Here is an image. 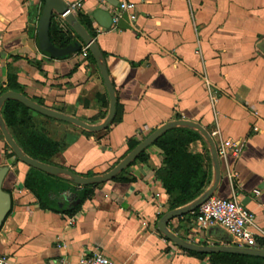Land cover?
I'll return each instance as SVG.
<instances>
[{
	"label": "crops",
	"instance_id": "obj_1",
	"mask_svg": "<svg viewBox=\"0 0 264 264\" xmlns=\"http://www.w3.org/2000/svg\"><path fill=\"white\" fill-rule=\"evenodd\" d=\"M63 1L81 4L75 15L96 35L117 109L109 127L96 133L35 112L45 119L39 130L65 146L52 164L103 175L127 156L129 141L141 143L170 122L198 123L210 135L240 143L239 155L220 159L222 179L214 195L238 197L255 214L254 232L264 234V0H125L135 10L117 23L122 0ZM42 6L43 0H0V97L14 73L27 97L89 125L102 124L110 98L98 62L90 51L83 56L85 44L57 14L53 39L63 43L59 30L70 33L82 50L62 59L45 56L36 40ZM7 147L0 125V168L10 169L5 188L13 196L0 229V256L10 264H79L94 251L114 264H211L158 229L170 209L155 176L164 160L156 146L146 149L147 163L134 162L117 176L130 182L100 184L71 217L39 207L24 186L31 167L8 158ZM191 150L211 155L208 142ZM212 174L210 187L214 165ZM193 220V213L181 216L169 228L198 246L235 247L222 228L196 234Z\"/></svg>",
	"mask_w": 264,
	"mask_h": 264
},
{
	"label": "trees",
	"instance_id": "obj_2",
	"mask_svg": "<svg viewBox=\"0 0 264 264\" xmlns=\"http://www.w3.org/2000/svg\"><path fill=\"white\" fill-rule=\"evenodd\" d=\"M78 20L95 40L96 35L90 29L85 18L80 15ZM53 29L51 26L50 37L56 46L63 48L79 43L70 33L61 30H59V35L63 43L55 41L52 37ZM77 38L79 37L77 36ZM9 91L25 95L22 87L17 83V75L14 73H9L7 85L2 89L1 94ZM34 101L42 105L39 101ZM34 113L31 109L14 100L6 102L1 110L5 126L22 152L43 164L54 166L50 159L65 149V146L54 142L45 132L39 130L31 118ZM197 142L204 144L207 142L198 130L190 127H177L163 134L153 144L162 151L164 157L163 165L156 171L155 176L162 183L169 196L170 211L192 204L206 192L212 183V157L209 152L204 155L194 153L191 146ZM139 144L140 142L135 140L129 141L126 155ZM7 157H14L16 162L20 161L12 151L7 153ZM148 159L149 156L145 150L138 156L135 163H147ZM68 170L77 174L70 169ZM91 176L93 175L83 177ZM113 181L130 182L119 177ZM24 186L35 195L37 204L42 210L71 217L81 209L86 201L91 199L94 195V189L99 185L81 187L75 185L68 176H52L30 168ZM196 213L197 210L193 216ZM204 247L207 248L204 251L188 252L201 259H207L211 264H264V257L228 253L217 247L207 245Z\"/></svg>",
	"mask_w": 264,
	"mask_h": 264
},
{
	"label": "water",
	"instance_id": "obj_3",
	"mask_svg": "<svg viewBox=\"0 0 264 264\" xmlns=\"http://www.w3.org/2000/svg\"><path fill=\"white\" fill-rule=\"evenodd\" d=\"M55 14L61 16L64 19V21L72 28L74 33L80 38L81 42L89 47V51L92 53V55L95 57L96 61L98 62L110 98L109 114L102 124L89 125L79 120L78 118L68 116L61 112L46 108L45 106L38 104L31 98L26 97L25 95H22L14 91H9L4 93L0 97V125L6 144L15 154L16 158H18L21 162L28 165L29 167L37 169L52 176H68L74 182L75 185L82 187V186H90V185H100L113 181L119 174H121L128 167H130L137 160L138 156L142 152H144L146 149L152 146L163 134H165L169 130H172L177 127H190L198 130L206 139L211 149V157L215 172V182L200 198H198L192 204L185 206L183 208H179L167 212L159 220L158 229L168 240H170L171 242H173L174 244L185 250H189V251L206 250L207 248L203 246H198L187 240H184L169 228V223L172 220L181 216L194 213L196 210L199 209V207L203 203H205L208 199L214 196L222 179L221 163L217 153L216 144L213 138L211 137L210 133H208V131L200 124L185 120H178L167 123L162 127H160L159 129L155 130L152 134H150L111 171L103 175H96L91 177H83L78 174H74L68 169L46 165L37 160L30 158L29 156L25 155L22 152L18 144L11 136L10 132L5 126L4 120L1 115V110L3 106L5 105L6 102L10 100L20 102L21 104H23L24 106H26L27 108L31 109L32 111L38 114L73 124L79 128H82L83 130L92 133L106 130L109 127V125L114 121L116 115V109H117V96L113 83L110 79L102 52L98 47V44L90 36L88 31L85 29V27L80 23L77 16L73 12H70L69 6L63 0H43L42 13L38 22V28L36 34V40L40 51L48 58L62 59L71 56L73 54H76L82 50V46L80 43L61 48L56 46L52 42L50 37V30ZM9 170L10 169L8 166H4L0 168V229L2 228L6 218L10 214L13 204V196L11 192L5 188V180L9 173ZM219 249L228 253L249 254L253 256L264 257V251H260V250H252V249L237 248V247H224Z\"/></svg>",
	"mask_w": 264,
	"mask_h": 264
},
{
	"label": "built area",
	"instance_id": "obj_4",
	"mask_svg": "<svg viewBox=\"0 0 264 264\" xmlns=\"http://www.w3.org/2000/svg\"><path fill=\"white\" fill-rule=\"evenodd\" d=\"M80 7L81 4L76 3L69 7V10L76 14ZM118 10L114 18L115 23L119 21L123 13L133 12L135 10V5L122 0L118 5ZM88 53L89 47L85 45L82 54L84 57H87ZM211 136L213 139H217L215 144L219 159H225L231 153L237 156L241 152V145L239 142L231 139L225 140L220 137L219 132H213ZM255 194L259 195L260 192L256 190ZM73 223L74 219H71L70 224ZM193 225L198 231L196 234H199L202 230L219 227L225 230L232 238L235 247L264 251V234L260 235L254 232L255 214L236 196L232 198H222L216 195L212 196L197 210V213L194 215ZM189 226L191 227L192 225ZM0 264H10V258L7 256H0ZM54 264L69 263L65 259H60ZM79 264L114 263L103 253L94 251L85 254L79 261Z\"/></svg>",
	"mask_w": 264,
	"mask_h": 264
},
{
	"label": "rangeland",
	"instance_id": "obj_5",
	"mask_svg": "<svg viewBox=\"0 0 264 264\" xmlns=\"http://www.w3.org/2000/svg\"><path fill=\"white\" fill-rule=\"evenodd\" d=\"M37 114H38V113H37ZM37 114H35V113L32 114V115H31V118H32V121L34 122V124H35L36 126L41 127L45 119H42L43 117H40L41 115H37ZM40 122H41V123H40ZM195 149H196V148H195ZM7 150H9L8 152L11 151V149H10L9 147H7Z\"/></svg>",
	"mask_w": 264,
	"mask_h": 264
}]
</instances>
